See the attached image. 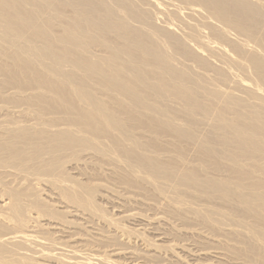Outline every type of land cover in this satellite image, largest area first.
<instances>
[{
	"label": "bare ground",
	"instance_id": "bare-ground-1",
	"mask_svg": "<svg viewBox=\"0 0 264 264\" xmlns=\"http://www.w3.org/2000/svg\"><path fill=\"white\" fill-rule=\"evenodd\" d=\"M177 248L264 264V0H0V264Z\"/></svg>",
	"mask_w": 264,
	"mask_h": 264
},
{
	"label": "rangeland",
	"instance_id": "rangeland-1",
	"mask_svg": "<svg viewBox=\"0 0 264 264\" xmlns=\"http://www.w3.org/2000/svg\"><path fill=\"white\" fill-rule=\"evenodd\" d=\"M114 197V196H113ZM114 200H116L115 202H114ZM112 204H111V203ZM100 203H102L101 204V206H102V209H104V211H105V213H109V214H106V215H108V217H110V216H112V217H114V218H117V215L119 214V212H121L122 210L124 211L125 210V208H127V207H130V206H127L128 204H126L125 205V203H123V202H121V201H118L117 199H115V197L114 198H112V196L109 198V199H107V200H100ZM114 203V204H113ZM118 203V204H117ZM115 204H117V205H115ZM123 205V206H122ZM122 206V207H121ZM135 206V205H134ZM133 205L131 206L132 208L134 207ZM130 207V208H131ZM137 207V206H136ZM139 207V206H138ZM141 207H143V209L142 210H140V207L138 208V209H136V210H138V211H140V212H144L143 214L144 215H146L147 217H149V214L150 215H152V216H150V217H153L154 216V211L152 210H150V209H148V208H146V207H144V206H141ZM122 208V209H121ZM144 209H147V210H145L144 211ZM149 212V213H148ZM162 216L163 214H161V213H159V216ZM83 220V219H82ZM79 221L80 222H83L84 223V221L85 220H83V221H81V219H79ZM130 221V222H129ZM86 222V221H85ZM164 222V223H163ZM98 223V222H97ZM96 222L94 223V224H87L88 225V227H90V225H92V227H90V228H88L87 226V229L89 230H91V229H93L94 227H95V229H93V230H95L94 232L95 233H97V234H95L94 233V235H90V234H88V232L87 231H85V229L84 228H82V230L80 229V228H77L78 230H76V229H72L73 231H79L78 232V234H80V232L83 234H81L80 236H82V237H86L87 236V239L89 240L90 238H88V237H93V236H95L94 238H92L93 240H92V242H91V240L89 241V242H91V244L93 243L94 245L93 246H95L93 249H97L98 250V252L100 253V254H102V255H104L105 257H107V258H110L111 259V257H114L115 258V256H113L111 253H110V251H111V249L112 248H117V247H122V248H126V246H132L131 248L135 251V250H137V252H141L142 251V247H143V245L142 246H140V243H132V242H130L131 244H127V243H125L124 241H125V239L127 238V237H129V234L128 233H126V234H122V232H123V230L121 229L122 227H128V229H132V227L134 228L135 227V225H136V222H134V221H131V220H126V221H121L120 220V225L122 226V227H120L119 228V230H118V232H117V230L115 229V227H108V226H105V225H102V224H100V223H98L97 224ZM132 223H133V225H132ZM158 223H160V224H156V225H158V226H155V228L153 229V231L150 229H148L147 230V234L146 233H144V236L146 237V238H150V239H152V238H154V234L152 233V232H155V233H157V232H164V233H167L166 234V236H168V238L170 237H172V236H170L171 235V232H172V225L169 227L168 225H170V224H168V223H166L165 221H161V222H158ZM98 226H97V225ZM168 224V225H167ZM95 225V226H94ZM101 225V226H100ZM137 226L138 225H136V227L135 228H137ZM166 226V227H165ZM157 227H158V229H157ZM97 228H100V230L102 231H100V230H98ZM103 228V229H102ZM107 228V229H106ZM118 228V227H117ZM166 228V229H165ZM86 229V230H87ZM100 231L101 233H98V231ZM110 230V231H109ZM126 230V229H125ZM155 230V231H154ZM171 230V231H170ZM83 231H84V233H83ZM122 231V232H121ZM150 231V232H149ZM152 231V232H151ZM169 231H170V233H169ZM92 233V230L91 231H89V233ZM124 233V232H123ZM169 233V234H168ZM93 234V233H92ZM98 234H99V236H98ZM102 234V235H101ZM107 236V239H109V240H107V239H105V241H104V239H102V238H106L105 236ZM89 235V236H88ZM108 235H109V237H108ZM126 235V236H125ZM102 236V237H101ZM183 236L184 237H186L187 239H184L183 238ZM183 236H178L177 238H181V239H178V241H177V239L175 238V240L177 241H175L176 243H182L183 244V242L182 241H184V243L185 244H189L190 243V245H189V248L192 250V252L194 251V252H200L201 250H200V248L202 247V249H204L205 247L203 246V245H201V244H198V243H196L195 242V238H194V236H191V235H189V237L188 236H185V235H183ZM191 237L193 238V239H191ZM97 238H100L101 240H103V241H101L100 239L98 240ZM125 238V239H124ZM183 238V239H182ZM195 239V240H194ZM154 240V239H153ZM167 240V239H166ZM173 240V239H172ZM174 241H167V243L169 244V243H173ZM191 241V242H190ZM193 241V242H192ZM197 241V240H196ZM166 243V244H167ZM192 244H197V245H192ZM198 245H199V247H198ZM194 247V248H193ZM207 247V246H206ZM134 248H136V249H134ZM193 248V249H192ZM163 250V249H162ZM165 251H160V252H158L159 254H157L156 256H155V258H154V261L155 262H157V261H165V263H167V264H183L184 262H186V263H184V264H191V263H193V262H196V261H200V262H207V260H208V262H210L211 264H213V262H214V264H231V261L230 260H226V261H222V262H220V261H218V260H216L213 256H211L210 258H209V256H207V257H204V258H200L199 260H196L195 259V257L193 256V255H190L189 254V249H188V251L187 250H184V251H182V249H179V248H177V249H175V251H176V253L174 252L173 254H175V255H177V256H179V257H184L183 259H185V261L181 258V262L179 261H177V259H176V261L174 260V258L172 257V256H170V254L169 253H167V251L168 250H166V249H164ZM200 250V251H199ZM159 251V250H158ZM136 252V251H135ZM186 252V253H185ZM190 257H193V258H190ZM117 259H119L120 257H116ZM206 258H209V259H207L206 260ZM211 258H213V260L211 259ZM121 259V260H120ZM119 259V261L121 262V261H123V260H125L124 262H122V263H127V262H129L131 259L129 258V257H124L123 258V256H122V258H120ZM127 259H129V260H127ZM169 259V260H168ZM193 259V260H192ZM182 260H183V262H182ZM188 260V261H187ZM195 260V261H194ZM215 260V261H214ZM127 261V262H126ZM191 261V262H190ZM193 261V262H192ZM217 261H218V263H217ZM228 261V262H227ZM155 262H150V264H154ZM224 262V263H223ZM237 264H240V263H238L237 262Z\"/></svg>",
	"mask_w": 264,
	"mask_h": 264
}]
</instances>
